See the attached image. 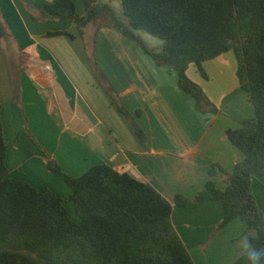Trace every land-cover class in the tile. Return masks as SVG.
<instances>
[{
    "label": "crops",
    "instance_id": "1",
    "mask_svg": "<svg viewBox=\"0 0 264 264\" xmlns=\"http://www.w3.org/2000/svg\"><path fill=\"white\" fill-rule=\"evenodd\" d=\"M52 2L0 0V22L9 38L0 37V103L9 177L37 189H51L77 222L72 191L63 174L48 169V158L74 177L95 165H110L150 184L172 203V223L195 264H234L242 256L243 242L255 238L257 232L236 220L213 237L225 215L221 203L179 207L174 199L178 194L194 198L209 180L224 190L225 177L209 175L212 165L231 173L243 160V154L226 138L228 129L239 128L255 115L239 81L233 88L222 84L221 89L205 92L219 110L205 117L196 110L195 99L179 89L177 74L171 69L154 63L163 83L166 80L172 91L177 84L176 89L173 86L176 92H146L148 87L141 89L126 70L118 68L120 60L126 64L142 56L116 29L103 27L96 33L89 24L83 38L73 20L35 22L31 14L38 15ZM75 3L78 15L87 17L84 1ZM98 3L110 5L123 17L121 0ZM49 32H67L74 39L49 36ZM94 33L95 38L104 39L101 46L111 51L108 59L119 75L116 95L129 116L119 110L93 72L91 59L95 56L101 69L104 67L97 51L100 45L90 48ZM149 35L142 37L147 47L161 51L163 41ZM229 55L204 64L209 76L206 83L213 81V74L219 75ZM188 75L195 82L201 79L195 67ZM15 76L20 85L18 104ZM154 77L153 82L158 80ZM209 116L212 119L207 120ZM132 120L144 131L145 143L137 139ZM252 189L264 215V175L254 177Z\"/></svg>",
    "mask_w": 264,
    "mask_h": 264
},
{
    "label": "trees",
    "instance_id": "2",
    "mask_svg": "<svg viewBox=\"0 0 264 264\" xmlns=\"http://www.w3.org/2000/svg\"><path fill=\"white\" fill-rule=\"evenodd\" d=\"M83 1L87 17L78 15L75 0H53L43 12L31 15L37 23L73 20L83 38L89 24L96 33L102 27L116 29L156 66L174 71L179 89L195 99L199 112L219 110L191 80L189 69L195 67L208 80L206 62L235 54L236 76L255 115L242 121L239 129H228L226 138L244 158L231 173L212 165L209 175L224 176V190L209 180L194 198L178 194L174 203L179 207L221 203L225 215L213 237L240 220L257 232L250 241L264 244V215L252 189L254 177L264 175V0H121L123 17L98 0ZM136 30L161 39L162 50L148 48ZM48 35L74 39L67 32ZM5 36L0 24V37ZM91 63L99 84L129 116L94 58ZM14 89L18 104L16 76ZM1 113L0 103V264H195L172 223V203L129 173L99 164L74 177L48 158V169L63 174L72 191L79 222L51 189L9 177ZM132 124L137 139L145 143L144 131L133 120ZM234 264H244L242 256Z\"/></svg>",
    "mask_w": 264,
    "mask_h": 264
},
{
    "label": "rangeland",
    "instance_id": "3",
    "mask_svg": "<svg viewBox=\"0 0 264 264\" xmlns=\"http://www.w3.org/2000/svg\"><path fill=\"white\" fill-rule=\"evenodd\" d=\"M0 24L3 27L2 22H0ZM90 25L92 26V24H90ZM89 26H87V27H89ZM107 28H109V27H107ZM134 32L141 39L147 33V32L142 31V30H136ZM96 35L97 34L94 33V36H93V38L91 40L90 48H91V50H93L92 47L94 46V44H96L97 46L100 45L98 47L97 51L99 53V57L102 60H104V62H103L104 67L101 69V67L99 66L98 62H97V64L100 67V69L104 72V74H105V76L107 78V81H108L107 82V86L111 85L113 87V89L115 90V92H118L119 89H118V85H117V83H118L117 78L119 77V75H117V72L114 69V66L111 65V61L108 59V57L109 58L111 57V51H106L104 49V47L101 46L103 44L102 42H105V41H104L103 38L100 40V36L99 35H98V37L95 38ZM151 37H152V35H151ZM7 38H5V40ZM152 38H154V36ZM127 41L130 42L131 44L135 45L138 48V50L140 52V55L142 57H140L139 59L131 60V61L127 62L126 64H125V61L123 62L122 60H120L119 61L120 65L118 66V68H122V69L126 70L128 76L130 77V79L131 78L134 79L135 82L140 85L141 89L145 88V87H148V90L146 92H176L175 89H176L177 84L174 83V85H172V89H173V91H172L170 86H169V83L166 80L163 83L162 79L159 77L156 69H154L156 67H154L155 65H154L153 60L144 52V50L138 44H136V43H134L132 41H129V40H127ZM142 41L145 43V41L143 39H142ZM118 51H119V49L116 50V54L117 55L119 54ZM93 54L95 56V53H93ZM228 54H230V55L228 56L229 59H227V60H229V62L230 61L233 62L234 65L233 66L229 65V62L228 63L226 62L225 66H222L223 68L218 70V71H220L218 76H216V74H213L214 75V76H212L213 77L212 78L213 81L211 83H206V79H204L201 75H200L201 79H199L200 77H198V79H197L198 82H195L193 80L195 83H197L203 89L204 92H206V91L210 92V90L213 91V88H215V87H218L219 89H221L222 88V84L226 88H233V87H236V85H238V79H237V76H236L237 59H236L235 54L233 52H229ZM135 56L137 57L138 54L135 55ZM117 58H119V57H117ZM95 59H96V56H95ZM112 60L115 62L116 57L112 58ZM154 75H156L158 80L153 82V80H155L154 79L155 78ZM112 78H115L116 81L114 82L112 80ZM158 81L159 82L161 81L162 85H160ZM173 86H174L175 89L173 88ZM201 113L204 114L205 117H206V115H207L206 113H208V112H201ZM208 119H212V116H209L207 118V120ZM239 128H237V129H239ZM72 218H73V216H72ZM74 220H76V219L74 218ZM77 220H78L77 222L80 221L79 218H77Z\"/></svg>",
    "mask_w": 264,
    "mask_h": 264
},
{
    "label": "clouds",
    "instance_id": "4",
    "mask_svg": "<svg viewBox=\"0 0 264 264\" xmlns=\"http://www.w3.org/2000/svg\"><path fill=\"white\" fill-rule=\"evenodd\" d=\"M244 264H264V244H253L245 240L242 244Z\"/></svg>",
    "mask_w": 264,
    "mask_h": 264
}]
</instances>
